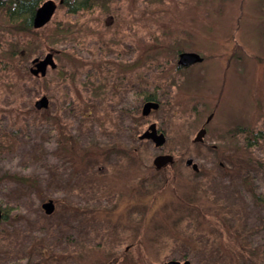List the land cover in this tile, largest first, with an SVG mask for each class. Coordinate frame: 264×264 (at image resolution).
<instances>
[{
    "label": "rangeland",
    "instance_id": "374dc122",
    "mask_svg": "<svg viewBox=\"0 0 264 264\" xmlns=\"http://www.w3.org/2000/svg\"><path fill=\"white\" fill-rule=\"evenodd\" d=\"M106 8L72 16L58 7L30 31L0 12V210L9 216L0 222V264H133L138 251L145 264H264V238L245 208L246 187L253 200L264 187V0H111ZM122 36L141 88L154 76L163 88L157 110L140 118L121 111L118 97L106 101L109 88L89 85L101 86ZM179 50L209 60L178 90L177 76L168 77ZM48 53L55 68L32 75L31 61ZM43 95L48 105L36 109ZM210 112L212 135L238 130L233 149L222 138L211 150L208 134L207 147L191 144L193 119ZM151 121L165 134L159 150L136 139ZM255 133L256 145L245 147ZM170 154L173 164L154 167ZM189 157L202 173L185 166Z\"/></svg>",
    "mask_w": 264,
    "mask_h": 264
},
{
    "label": "flooded vegetation",
    "instance_id": "af4514ba",
    "mask_svg": "<svg viewBox=\"0 0 264 264\" xmlns=\"http://www.w3.org/2000/svg\"><path fill=\"white\" fill-rule=\"evenodd\" d=\"M45 1V0H44ZM111 0H101V5H96L92 8H89L86 11H79L76 13L73 12H68L67 8L64 6V0H57L56 2H53L55 5V9L54 12L58 9V7H62L65 10L66 14L72 15V16H76L77 14H86V15H94L92 12L95 11L97 8L99 9V11H103V12H108L109 8H106V3H108ZM42 4V3H41ZM40 4V5H41ZM39 5V6H40ZM37 6V8L39 7ZM36 8V9H37ZM35 9V10H36ZM98 11V10H97ZM96 11V12H97ZM1 12V10H0ZM102 12V13H103ZM35 13V11H34ZM34 16V14H33ZM33 21V18H32ZM32 25V24H31ZM120 33V32H119ZM118 31L114 34H119ZM124 36H122V39H118V41H113L114 44H119V46H117V49L113 51L114 56V60L115 63L110 64V63H105L106 67L104 68V72H103V82L101 84V86H95L94 83H92V81H90L89 85H91V90H93L95 92V90H98V88H100L102 90V92L109 88V91L106 94V101L109 102H114L116 101L113 97H118L117 102L119 105H121L120 110L125 112L127 115H131L133 118L134 117H139V116H147L150 113H152L153 111H155L154 109H150L149 112L147 114H143L142 113V107L144 104L146 103H151V102H157L158 103V107L160 106V99L158 98V94L159 92L162 91L161 89V84L155 83V79L154 77H152V75H150V78L152 79L151 84H149L148 86H144L141 88V82H140V70H139V66L137 65L136 61H132L130 62L129 60H125L124 58V44H128L125 42ZM138 44V41H136V45ZM116 52V54L114 53ZM182 52H193V53H197L200 57L201 60L197 61L195 63L189 64V65H181L179 63V55ZM41 59V58H39ZM209 60V57L203 56L201 55L199 52L191 50V51H182L179 50L176 53V57L174 60V68H173V72H171V75H169L168 78H171L172 75H176L177 78H175V80L173 82V84H171V86L176 87L179 90V84L182 81V79L185 81L187 80L190 71L192 70V68L197 67V66H201L204 68L203 72L205 71V61ZM113 65V66H110ZM34 66V65H33ZM115 70H117L115 72ZM202 73L199 71L197 73V77L198 80L200 81V77L199 75H201ZM157 78V76H156ZM170 80V79H169ZM170 85V84H169ZM92 91V92H93ZM218 94V93H217ZM108 96H111L110 98ZM188 98L187 94H184V100ZM188 100V99H186ZM204 107L206 106L205 103L200 102ZM213 107H215L213 105ZM157 110V108H155ZM213 112H210L208 115H206L204 118L200 117L198 120L193 119V126L196 124L197 129L195 130V133L193 134L192 138H191V144H198L200 146H203L204 148L207 147V143L205 140L206 134L210 135L209 139H211L212 142L210 145L211 150H215L217 148V145H215V143H219L222 138L225 140L223 142L222 147L223 148H231L233 149L234 145H235V140H236V135L234 136V134L238 131L237 129H233V128H229L226 131V136H220L217 135L216 133H214V135L211 134V127L210 126V122L212 121L213 118ZM196 115V114H195ZM140 118V117H139ZM204 119V120H203ZM133 120V119H132ZM135 122V119L133 120ZM133 122V123H134ZM151 123H155L156 124V129L157 132H162L164 134V132L158 127L156 122H148L146 124L145 129H143V132L146 130L147 126H149V124ZM195 123V124H194ZM240 129V128H238ZM241 132H249L247 131L245 128H241L240 129ZM203 134H201V136L197 137L198 133L202 132ZM141 131H139L136 135V139L138 141H148L150 143H153L151 139H145L142 140L140 139V135H141ZM252 135V134H250ZM165 136V134H164ZM262 137V136H261ZM243 145L246 147L247 145L253 146L256 145V136L255 137H243ZM234 141V142H233ZM154 145V143H153ZM156 147V146H155ZM161 147H157L156 149H160ZM231 149V150H232ZM133 153L135 152L136 148L133 147L132 148ZM160 154H166V153H160ZM208 155L210 156V153L208 152ZM170 156L172 157V160L170 162H168L167 164H173L174 163V156L170 154ZM203 158L206 157V153H203V156H201ZM223 159H225V157L223 156ZM187 161H191L190 163H188ZM185 166L188 167L190 169V171L194 174V175H199V173L201 171V166H199L192 158H187L184 162ZM221 166L222 163L220 161H217V163H215V165ZM206 166L209 165L210 167L214 168V162H207L205 164ZM210 170V169H208ZM208 172V171H206ZM209 174V173H208ZM247 185L244 184V187H246ZM246 193L251 195V200L248 202V206L246 205L245 208L247 210V212H250V220L251 223H253L254 225L250 228V230L252 231L254 229V233L255 234H259L260 236L264 238V187L262 189V191H260V193L256 194L254 200L252 198V190L250 188V186L246 187ZM51 200V199H47ZM44 203V202H43ZM248 208V209H247ZM1 209V208H0ZM53 209H54V204H53ZM252 213H254V216L252 215ZM5 221L8 220L9 216L6 215L5 216ZM4 220L3 219V215H2V210H1V217H0V222ZM255 221V222H254ZM236 229V228H234ZM236 232V231H235ZM244 232V231H242ZM262 253V251H261ZM264 254V251H263Z\"/></svg>",
    "mask_w": 264,
    "mask_h": 264
},
{
    "label": "water",
    "instance_id": "95a60500",
    "mask_svg": "<svg viewBox=\"0 0 264 264\" xmlns=\"http://www.w3.org/2000/svg\"><path fill=\"white\" fill-rule=\"evenodd\" d=\"M55 9V5L51 0H47L43 2L36 10L33 16L32 25L34 28H40L44 26L52 17L53 12ZM201 57L197 53L193 52H182L179 55V63L181 65H189L200 61ZM31 63L34 65L32 68L29 69L32 75L40 74L43 76L46 71V67L49 66L50 68H55V63L53 62L52 55L50 53L46 54L45 57L41 60L38 58H34ZM48 105V99L46 96H42L34 102V107L36 109L46 108ZM158 107L157 102L146 103L142 107V113L147 114L149 110L155 109ZM203 131L198 133L197 137L201 136ZM140 139H151L154 143V146L160 147L165 142V137L162 132H157L155 124H151L139 137ZM172 157L170 155H157L153 159V165L156 168H160L165 163L170 162ZM190 163L191 161H187ZM41 208L44 210L46 214H50L53 210V203L52 200H48L41 204ZM0 217H1V210H0ZM164 264H190L189 261L185 260L183 262L177 260H169L166 261Z\"/></svg>",
    "mask_w": 264,
    "mask_h": 264
},
{
    "label": "trees",
    "instance_id": "16d2710c",
    "mask_svg": "<svg viewBox=\"0 0 264 264\" xmlns=\"http://www.w3.org/2000/svg\"><path fill=\"white\" fill-rule=\"evenodd\" d=\"M43 0H0V10L5 20L12 26L21 31L32 30V18L35 9ZM101 0H64V6L68 12L86 11L94 6L101 5ZM11 57L16 56L15 51L10 53ZM6 66V65H4ZM260 133L253 135L258 136ZM6 208H4L2 215L5 220ZM143 253L138 251L137 259L133 264H145L147 260L142 256ZM138 261V262H137Z\"/></svg>",
    "mask_w": 264,
    "mask_h": 264
}]
</instances>
